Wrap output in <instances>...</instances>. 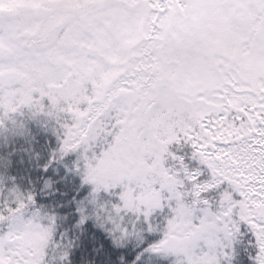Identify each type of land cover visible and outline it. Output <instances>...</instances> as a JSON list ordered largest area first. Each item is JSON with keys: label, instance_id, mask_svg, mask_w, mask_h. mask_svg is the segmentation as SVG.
Segmentation results:
<instances>
[{"label": "snow or ice", "instance_id": "6c2138e0", "mask_svg": "<svg viewBox=\"0 0 264 264\" xmlns=\"http://www.w3.org/2000/svg\"><path fill=\"white\" fill-rule=\"evenodd\" d=\"M0 264H264V0H0Z\"/></svg>", "mask_w": 264, "mask_h": 264}]
</instances>
